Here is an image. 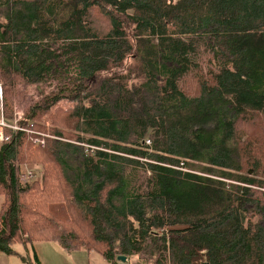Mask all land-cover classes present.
I'll return each instance as SVG.
<instances>
[{"label":"trees","instance_id":"16d2710c","mask_svg":"<svg viewBox=\"0 0 264 264\" xmlns=\"http://www.w3.org/2000/svg\"><path fill=\"white\" fill-rule=\"evenodd\" d=\"M0 84V252L264 264V0H0Z\"/></svg>","mask_w":264,"mask_h":264},{"label":"crops","instance_id":"0c3cea01","mask_svg":"<svg viewBox=\"0 0 264 264\" xmlns=\"http://www.w3.org/2000/svg\"><path fill=\"white\" fill-rule=\"evenodd\" d=\"M1 142V141H0ZM2 198V196H0ZM16 251L14 255H5L0 252V264H27L22 257L33 259V254L36 256L38 264H110L104 260L101 255L96 252L72 251L65 253L56 245L50 242H34L31 245L16 244L13 247ZM135 262L131 263V259L122 264H153V261L147 263L132 258ZM29 260V261H31Z\"/></svg>","mask_w":264,"mask_h":264},{"label":"rangeland","instance_id":"374dc122","mask_svg":"<svg viewBox=\"0 0 264 264\" xmlns=\"http://www.w3.org/2000/svg\"><path fill=\"white\" fill-rule=\"evenodd\" d=\"M50 80L51 79H45L40 86L45 88L48 85V83H50ZM61 83H62L61 79H56V80L52 81L51 90H53L56 86L60 85ZM34 98H36V91H35L34 85H32V86H18L17 87V101H16L15 108H14V116L16 114L18 115V113H19L22 117L24 109L31 104V101ZM76 106H77L76 102H72V101H68V100H61L56 105L52 106L47 114L45 113V115H43V116L39 115L38 116V123L41 126H44L47 130H49L51 128L66 129V126L64 123L65 119L71 112H73L75 110L74 108H76ZM260 127H261V125L259 124L257 126V131L260 129ZM29 133L32 134L34 142H35L36 138H39L38 134L42 135L44 137L50 135L48 133V131L45 133L39 132V131H33V132H29ZM36 133H38V134H36ZM50 137H52V136H50ZM35 143H39V142H35ZM28 166H30V165H28ZM32 174L36 178H32V179L31 178H28V179L23 178V181L25 183H28V182H32V180H34V179H39L40 174H41L40 167L33 170ZM2 201H3V198H0V204L2 203ZM257 240H258V243H260L264 247V238L258 237ZM257 253H258V255L264 254V251H263V249L258 248ZM144 256L145 255H143V257ZM146 260H149V259L146 258ZM133 262H135V261L133 259H131V263H133ZM19 264H22V262H19Z\"/></svg>","mask_w":264,"mask_h":264},{"label":"built area","instance_id":"2783aa9c","mask_svg":"<svg viewBox=\"0 0 264 264\" xmlns=\"http://www.w3.org/2000/svg\"><path fill=\"white\" fill-rule=\"evenodd\" d=\"M3 89H2V86L0 84V141L3 139V133H2V128L3 127H8L10 129H12L13 131H26V132H33L31 130H28V129H23L19 126V124H17L18 120L21 119V115L18 113V115L16 114L14 116V120L13 122H7L4 117H3V114H2V110H3ZM38 134V133H36ZM39 138H36L35 139V142H39L41 145L44 144V136L42 135H39ZM46 137H50L49 136H46ZM37 167L34 166V165H21L20 166V173H21V177H22V180L23 178L25 179H28V178H36L34 177V175L32 174V171L35 170ZM114 264H122L119 260H117L116 263Z\"/></svg>","mask_w":264,"mask_h":264},{"label":"water","instance_id":"95a60500","mask_svg":"<svg viewBox=\"0 0 264 264\" xmlns=\"http://www.w3.org/2000/svg\"><path fill=\"white\" fill-rule=\"evenodd\" d=\"M117 260H119V261L122 262V263H126L127 258H126L125 256H119V255H118Z\"/></svg>","mask_w":264,"mask_h":264}]
</instances>
